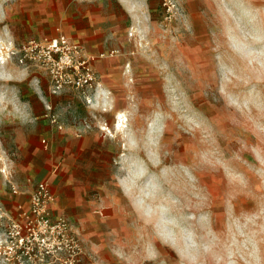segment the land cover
<instances>
[{
    "label": "rangeland",
    "instance_id": "374dc122",
    "mask_svg": "<svg viewBox=\"0 0 264 264\" xmlns=\"http://www.w3.org/2000/svg\"><path fill=\"white\" fill-rule=\"evenodd\" d=\"M95 11L112 29L97 33V53L140 69L121 133L114 99L56 94L10 53L75 37ZM84 129L96 145L68 155L69 192L77 210L122 208L128 264H264V0H0V220L52 169L58 132Z\"/></svg>",
    "mask_w": 264,
    "mask_h": 264
},
{
    "label": "built area",
    "instance_id": "2783aa9c",
    "mask_svg": "<svg viewBox=\"0 0 264 264\" xmlns=\"http://www.w3.org/2000/svg\"><path fill=\"white\" fill-rule=\"evenodd\" d=\"M10 53L19 64L44 71L56 94L75 90L89 102L90 94L98 90L95 57L65 36L30 40ZM12 191L19 194L18 187L13 186ZM28 202L27 207L18 203L16 216L0 220V264H81L86 247L68 218L55 214L49 182L38 183Z\"/></svg>",
    "mask_w": 264,
    "mask_h": 264
},
{
    "label": "crops",
    "instance_id": "0c3cea01",
    "mask_svg": "<svg viewBox=\"0 0 264 264\" xmlns=\"http://www.w3.org/2000/svg\"><path fill=\"white\" fill-rule=\"evenodd\" d=\"M92 13H95L94 16L90 15ZM82 19H88V24L85 21L80 22L76 29L77 36H70V33L61 30L64 34L60 36H65L81 44L88 55L95 57L93 64L98 76V90L94 94V99L98 102V105L103 103V107L107 104L110 106L111 101L114 99V103H116L114 112L118 114V110L122 109V104L128 103V91L125 89L129 85L128 75L131 73V69L136 74H139L140 69L134 65L131 67L128 64L129 58L126 53L118 54L117 51H111L108 55L106 53H97L100 52L96 49V44L98 43L97 33L112 30L107 27L108 14L103 11L89 12L87 15L82 14ZM142 83L139 82L137 85L139 86ZM120 131V129H117L116 133H121ZM96 137L97 135L94 131L85 129L59 131L57 139L63 152L51 156V159H54L55 162L53 166L51 165L52 169L49 170L44 178L39 180L31 179L28 180V183H33L32 191L42 181H47L51 185L55 196L53 205L55 214L65 215L70 218L76 230L80 231L84 245L91 254L90 258L84 259L81 264H128L133 261V258L128 255L126 246L129 245L133 236L131 232L134 230L132 224L122 212V208L112 206L104 209L100 208L99 205L84 207L85 202H79L81 209L77 210L78 206L74 204L78 202L76 196L73 195V192H69V186L74 185V178L72 171H68L70 166H72V159L68 155L70 154L71 156L75 148L82 150L91 149L96 145ZM45 149L51 153L53 148L50 143H47ZM63 169H65L64 173L68 176H62ZM32 191L25 194L24 197L20 196L16 202L24 203L27 207Z\"/></svg>",
    "mask_w": 264,
    "mask_h": 264
},
{
    "label": "bare ground",
    "instance_id": "6f19581e",
    "mask_svg": "<svg viewBox=\"0 0 264 264\" xmlns=\"http://www.w3.org/2000/svg\"><path fill=\"white\" fill-rule=\"evenodd\" d=\"M120 115L117 114V116H116L115 129H120L121 130L123 128V125L125 123V120ZM120 132H124V131H120Z\"/></svg>",
    "mask_w": 264,
    "mask_h": 264
}]
</instances>
